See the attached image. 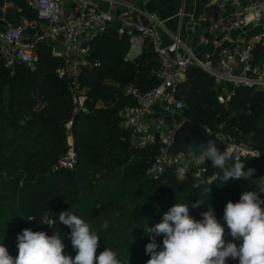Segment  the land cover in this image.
<instances>
[{
	"label": "trees",
	"instance_id": "16d2710c",
	"mask_svg": "<svg viewBox=\"0 0 264 264\" xmlns=\"http://www.w3.org/2000/svg\"><path fill=\"white\" fill-rule=\"evenodd\" d=\"M10 1L35 19V13L22 0ZM36 47L39 64L33 72L17 66L11 74L0 59V244L13 258L18 255L17 236L25 228L49 236L55 232L61 238L64 235L65 252L74 258L70 229L58 219L61 211H72L98 232L97 255L109 247L124 264L128 259L129 264H146L150 256L145 246L151 240L145 229L160 223L170 207L187 203L190 215L197 220L202 219L200 213L207 207H213L223 222L226 203L237 202L254 186L251 180H229L222 185V171L214 167L215 178L202 185H195L191 179L177 180L170 173L157 180L145 176L155 149L132 146L129 132L118 126L117 118L119 107L130 100L121 95V89L102 82L111 78L123 87L147 90L158 83L154 76L158 64L149 46L134 66L127 64L123 58L128 42L111 32L91 44L92 57L100 66L80 75L81 85L88 89V112L73 117L77 163L71 171L57 168L61 149H66L64 123L72 117V106L65 81L54 74L59 62L46 43L38 41ZM178 95L184 101L179 119L207 130L223 121L235 142L258 151V158L243 161L246 167L256 169L257 177L262 175L264 92L238 88L226 104H220L209 75L190 69ZM96 101L102 102L101 107L94 108ZM198 111L203 114L196 116ZM37 164L42 168L27 179L28 169ZM200 198L204 205L192 207ZM45 216L51 219V227L43 224ZM104 222L109 225L107 229L102 227ZM225 233L226 242L231 241L226 225ZM156 240L162 246L163 236ZM228 264L238 261L229 260Z\"/></svg>",
	"mask_w": 264,
	"mask_h": 264
},
{
	"label": "built area",
	"instance_id": "2783aa9c",
	"mask_svg": "<svg viewBox=\"0 0 264 264\" xmlns=\"http://www.w3.org/2000/svg\"><path fill=\"white\" fill-rule=\"evenodd\" d=\"M25 1L35 13V19L24 25L0 26V59L11 74L17 66L33 72L39 64L36 43L42 41L59 62L54 74L66 83L72 117L65 123L66 149L57 160V168L71 171L77 163L73 117L88 112V89L81 85L80 75L100 66V61L92 57L91 44L111 32L128 42L125 62L136 59L149 46L158 64L154 73L157 85L147 90L134 85L124 86L121 95L130 103L121 105L117 112L118 126L129 132L134 148L155 149L146 177L157 180L170 173L180 181L191 179L195 185L210 183L215 178V174H209L210 161L201 163L191 154H171L174 132L182 123L179 118L184 108V101L178 95L180 86L190 69H199L211 78L220 104H226L238 88L264 92V30L250 36L247 45L222 50L214 58L209 52H193L173 33L169 27L172 17L160 19L131 0ZM206 3L230 14L227 22L211 27L221 34L264 25V0H245L243 3L239 0H206ZM27 30L33 31L30 36ZM257 47L262 50L259 64L254 62ZM216 137L223 144L221 151L226 147L229 151H238L242 160L259 156L256 149L235 142L230 136ZM250 191L258 192V188L254 185ZM259 195L264 199V193ZM46 221L51 219L45 216L43 222Z\"/></svg>",
	"mask_w": 264,
	"mask_h": 264
},
{
	"label": "clouds",
	"instance_id": "9594fccd",
	"mask_svg": "<svg viewBox=\"0 0 264 264\" xmlns=\"http://www.w3.org/2000/svg\"><path fill=\"white\" fill-rule=\"evenodd\" d=\"M210 137L211 135L208 134ZM217 139L187 145V152L199 162L210 161L212 167L222 171L223 184L229 180L252 181L256 191H244L237 202L229 200L224 206L222 221L213 207L195 219L187 203H176L164 213L162 221L145 229L151 242L145 252L150 256L146 264H264V176L257 177L256 169L246 167L238 151H221ZM210 193V189H206ZM204 205L201 198L192 205ZM59 222L70 229L69 238L76 250L75 257L65 252L64 236L55 232L49 236L44 231L25 228L17 236L18 255L13 258L4 244H0V264H124L118 253L106 247L97 255L100 237L91 225L72 211H61ZM29 220H34L29 218ZM49 227L50 224L46 221ZM225 225L232 238L225 240ZM109 227L107 222L102 225ZM163 236L162 246L156 237ZM235 241H239V245ZM126 264H129V259Z\"/></svg>",
	"mask_w": 264,
	"mask_h": 264
},
{
	"label": "crops",
	"instance_id": "0c3cea01",
	"mask_svg": "<svg viewBox=\"0 0 264 264\" xmlns=\"http://www.w3.org/2000/svg\"><path fill=\"white\" fill-rule=\"evenodd\" d=\"M28 10L32 13L25 0H22ZM147 13L155 14L160 19L172 17L169 26L187 46L195 53L209 52L217 58L222 50L231 47H243L247 45L250 36L264 30V25L248 26L240 30L221 34L211 30L215 24H223L230 19V14L225 11L216 10L207 5L206 0H131ZM243 3L245 0H239ZM66 4V9L69 7ZM34 18L27 17L20 6L10 0H0V26L24 25L33 21ZM32 30H27L28 35ZM216 40V43L214 41ZM262 50L257 47L254 51V62L259 64ZM101 107V106H97Z\"/></svg>",
	"mask_w": 264,
	"mask_h": 264
},
{
	"label": "water",
	"instance_id": "95a60500",
	"mask_svg": "<svg viewBox=\"0 0 264 264\" xmlns=\"http://www.w3.org/2000/svg\"><path fill=\"white\" fill-rule=\"evenodd\" d=\"M208 134H210L211 137ZM209 138H216L217 147L220 150L223 149L222 142L215 135L211 134L205 127L185 120L174 132L171 143V154H189L187 152V145L206 142Z\"/></svg>",
	"mask_w": 264,
	"mask_h": 264
},
{
	"label": "rangeland",
	"instance_id": "374dc122",
	"mask_svg": "<svg viewBox=\"0 0 264 264\" xmlns=\"http://www.w3.org/2000/svg\"><path fill=\"white\" fill-rule=\"evenodd\" d=\"M127 64H129L130 66H134L135 64H136V59H133V60H130V61H127L126 62ZM102 84L103 85H105L106 87H117V88H119V89H122L123 88V86L121 85V83H118L117 81H114L113 79H111V78H108V79H106V80H103V82H102ZM127 86V85H126ZM88 93V90L86 91V94ZM4 101H7V94H5L4 93ZM87 102H88V100H87ZM86 102V103H87ZM102 105V102H100V101H96V103H95V105H94V108H97V106H101ZM87 107V106H86ZM87 109H88V107H87ZM203 113L201 112V111H198V113H197V115L196 116H200V115H202ZM68 121V120H67ZM183 121H185L183 118L182 119H179V122H183ZM225 123L223 122V121H220V122H216V124L214 125V128L212 129V128H210L209 127V130H211V131H209L211 134H213V135H216V136H222V135H227V136H230V137H232L231 136V134H230V132L227 130H225ZM64 128H65V123H64ZM235 130H236V126H235ZM239 143H241V142H239ZM64 149H65V147L64 148H62L61 149V153H60V156L63 154V152H64ZM59 156V157H60ZM58 157V158H59ZM256 159V158H255ZM42 168V164H37L35 167H30L29 169H28V171H27V179H29V178H31V177H34L35 175H36V173H38V171L40 170ZM147 170V169H146ZM209 174H210V176H212V175H216V173H215V171H214V169L212 168V165L210 166V168H209ZM145 176H146V174H145ZM62 177V179H65L66 178V175H63V176H61ZM43 221V220H42ZM45 222H43V224H44ZM49 224H50V226L52 225V221H49L48 222ZM44 225H47V224H44ZM48 226V225H47ZM64 236V235H63ZM61 237H62V235H61Z\"/></svg>",
	"mask_w": 264,
	"mask_h": 264
}]
</instances>
